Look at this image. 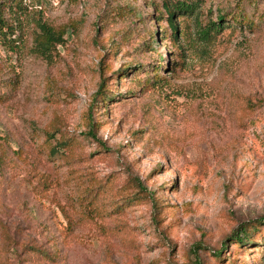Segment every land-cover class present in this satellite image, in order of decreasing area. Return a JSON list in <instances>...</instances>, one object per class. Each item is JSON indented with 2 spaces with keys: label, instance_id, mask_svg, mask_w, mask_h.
Here are the masks:
<instances>
[{
  "label": "rangeland",
  "instance_id": "obj_1",
  "mask_svg": "<svg viewBox=\"0 0 264 264\" xmlns=\"http://www.w3.org/2000/svg\"><path fill=\"white\" fill-rule=\"evenodd\" d=\"M13 1L25 16L0 36V264H264L259 235L214 255L264 219V0H199L176 39L163 0ZM219 16L229 27L203 41ZM38 22L64 32L48 59ZM47 133L66 155H47Z\"/></svg>",
  "mask_w": 264,
  "mask_h": 264
},
{
  "label": "trees",
  "instance_id": "obj_2",
  "mask_svg": "<svg viewBox=\"0 0 264 264\" xmlns=\"http://www.w3.org/2000/svg\"><path fill=\"white\" fill-rule=\"evenodd\" d=\"M198 2L199 0H174L172 3L169 0H163V7L166 14V21L168 22V27L171 30V35H173L175 39H176V28H177L175 22L176 16L183 18V16L192 15L193 13L196 12L199 6ZM24 16L25 13L23 12L22 5H20L19 3L13 0H0V36L3 37L5 40H9L10 42L16 32L14 24H16V21L19 22V20ZM235 17L236 16L233 15L234 22L236 20ZM241 25H243V23H241ZM228 27L229 25H224L223 18L219 16V20L217 22L209 20L206 23V25L204 26L199 25L198 34L204 38L203 41L209 42L213 36L218 35L220 32L224 31ZM37 28L39 30V33H37L35 36L36 51L43 58L48 59L51 57L52 50H55L56 47L63 45L65 43L63 39L64 32L56 31L55 29L48 26L44 22H38ZM126 69L128 68H125L123 71H126ZM158 69H160L159 65H157L154 71L157 72ZM123 78L125 77L121 76L120 79ZM157 82H159V79H157V81L152 82V84ZM109 93H110L109 90L106 89V79L103 78L99 85L97 94L95 95V99L99 98V101L101 102L109 100L110 99ZM93 124L94 122L93 123L91 122V125ZM87 135L95 139V136L92 134L91 129H89ZM51 138L56 140V134L47 133V137L45 140L47 143H49L47 155L49 157L66 155V150L70 148L71 143L67 140L58 139L55 142V146H53L50 143ZM138 188L140 191L143 192L146 191V189L142 186L140 182H138ZM261 231H264V219L256 222L254 221L251 223L240 225L236 229V231L233 232L231 235H229L226 238V240L222 243L220 249L217 252H215L214 254L215 257L217 258L218 261L221 259L222 253L224 252L225 248L228 246L229 242L227 241L231 242L230 245H236L239 248L240 246L245 245L243 240L247 238L248 239L251 238V240L257 239L255 235H259L260 236L259 240L264 243V233L261 234ZM235 260L237 259H233V261Z\"/></svg>",
  "mask_w": 264,
  "mask_h": 264
}]
</instances>
